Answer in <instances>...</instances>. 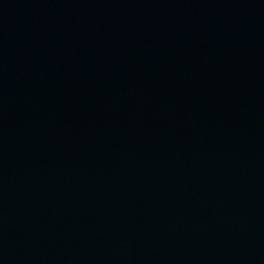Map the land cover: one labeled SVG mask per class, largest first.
Listing matches in <instances>:
<instances>
[{"label":"water","instance_id":"water-1","mask_svg":"<svg viewBox=\"0 0 264 264\" xmlns=\"http://www.w3.org/2000/svg\"><path fill=\"white\" fill-rule=\"evenodd\" d=\"M0 264H264V0H0Z\"/></svg>","mask_w":264,"mask_h":264}]
</instances>
